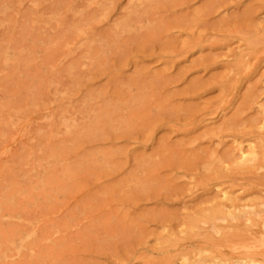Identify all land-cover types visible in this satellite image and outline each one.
Listing matches in <instances>:
<instances>
[{
    "label": "rangeland",
    "instance_id": "374dc122",
    "mask_svg": "<svg viewBox=\"0 0 264 264\" xmlns=\"http://www.w3.org/2000/svg\"><path fill=\"white\" fill-rule=\"evenodd\" d=\"M0 264H264V0H0Z\"/></svg>",
    "mask_w": 264,
    "mask_h": 264
},
{
    "label": "bare ground",
    "instance_id": "6f19581e",
    "mask_svg": "<svg viewBox=\"0 0 264 264\" xmlns=\"http://www.w3.org/2000/svg\"><path fill=\"white\" fill-rule=\"evenodd\" d=\"M220 211H221V210H220ZM211 215H212V214H211ZM214 215H215V214H214ZM216 218H217V217H216ZM216 218H215V219H216Z\"/></svg>",
    "mask_w": 264,
    "mask_h": 264
}]
</instances>
